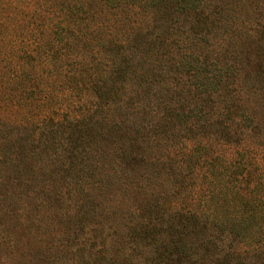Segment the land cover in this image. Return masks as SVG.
<instances>
[{
	"label": "rangeland",
	"instance_id": "1",
	"mask_svg": "<svg viewBox=\"0 0 264 264\" xmlns=\"http://www.w3.org/2000/svg\"><path fill=\"white\" fill-rule=\"evenodd\" d=\"M173 7H160V15L168 17ZM173 15L179 20L150 21L145 34L136 35V46L126 56H135L136 71H148V81L141 84L130 73L125 85H107L124 89L126 98L108 101L104 113L110 119L131 113L128 99L140 84H148V95L142 93L138 104L148 119L162 117L159 93L174 92L171 102L177 107L192 94L200 103L198 87L212 85V118H228L231 142L204 139L209 150L202 154L195 150L198 140L182 139V125L169 119L159 140L135 144L136 151L116 134L103 140L84 130V150H79L87 160L83 164L68 156L73 140L66 129L0 122V264H185L157 257L156 243L167 239L162 225L168 216L188 206L200 211L201 199L211 192L212 200L221 203L228 197L223 186L229 182L251 195L252 186L264 183V0H200ZM184 55L191 66L177 64ZM57 87L37 85L42 90ZM91 103L86 91L74 111L87 115L95 110ZM117 141L118 150L126 146L134 151L129 163L112 162L114 156L121 163L112 151ZM198 156L207 160L197 161ZM250 158L248 174L229 175Z\"/></svg>",
	"mask_w": 264,
	"mask_h": 264
},
{
	"label": "trees",
	"instance_id": "2",
	"mask_svg": "<svg viewBox=\"0 0 264 264\" xmlns=\"http://www.w3.org/2000/svg\"><path fill=\"white\" fill-rule=\"evenodd\" d=\"M189 2L194 5L200 0H0V122L17 126L50 124L66 129L73 140L68 156L83 164L87 160L79 150H84V130L97 132L103 140L110 139L111 133L116 134L136 151L135 144L159 140L169 119L182 125V139L198 140L195 150L202 154L209 150L204 139L230 143L232 137L225 126L228 118L220 121L212 118L214 102L209 106L214 99L212 85L198 87L200 103L196 102L198 96L192 94L177 107V103L171 102H175L174 92L159 93L157 111L162 117L156 119L154 115L146 118V111L138 108L139 98L145 96L142 93L148 95V84H141L148 81L149 74L136 71L135 56L126 55L133 52L136 35L145 34L150 21L179 20L178 15H173L175 9ZM170 3L174 7L168 17L160 15V7L164 10ZM138 11L142 17L135 16ZM118 53L120 57L116 59ZM177 64L191 66V60L184 55ZM130 73L142 80L134 90V97L128 99L127 109H131L133 116L126 111L117 119H110L103 107L108 108V101L119 103L126 98V92L106 86L125 85ZM37 85L58 87L55 91L42 90ZM26 88L30 93L21 98ZM86 91L93 99L91 104L95 103V110L80 115L74 108ZM186 91L193 92L191 88ZM25 98L38 100L36 103ZM14 118L24 121H12ZM118 145V141L114 143L112 151L120 156L121 163L114 156L112 162L121 165L129 163V157H136L133 150H125L126 146L118 150ZM200 159L207 160L205 156H198L197 161ZM250 160L236 164L237 171L229 175L245 176L243 170L248 174ZM177 167L182 169L180 164ZM209 175L214 177V171ZM204 176L207 178L208 173ZM223 189L228 197L221 203L212 200L211 192L201 199L200 211L188 206L168 216L162 225L166 241H153L159 260L185 264H201L205 260L217 264H249L247 261L264 264V197L258 196L264 194V183L249 189L255 195L231 182ZM157 209L163 212L160 207Z\"/></svg>",
	"mask_w": 264,
	"mask_h": 264
}]
</instances>
